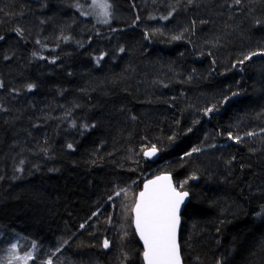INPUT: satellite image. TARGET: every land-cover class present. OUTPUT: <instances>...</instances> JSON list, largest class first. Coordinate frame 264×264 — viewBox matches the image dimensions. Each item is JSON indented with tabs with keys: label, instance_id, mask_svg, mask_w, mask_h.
<instances>
[{
	"label": "trees",
	"instance_id": "1",
	"mask_svg": "<svg viewBox=\"0 0 264 264\" xmlns=\"http://www.w3.org/2000/svg\"><path fill=\"white\" fill-rule=\"evenodd\" d=\"M108 1L102 25L90 0H0V264H144L160 173L189 193L184 264H264V0Z\"/></svg>",
	"mask_w": 264,
	"mask_h": 264
},
{
	"label": "snow or ice",
	"instance_id": "2",
	"mask_svg": "<svg viewBox=\"0 0 264 264\" xmlns=\"http://www.w3.org/2000/svg\"><path fill=\"white\" fill-rule=\"evenodd\" d=\"M236 2L239 3V0H236ZM93 7L99 9L98 15L103 17V23H108L111 16V4L108 0H93ZM16 31L21 32L20 29ZM2 38L0 37V39ZM176 38L178 39L179 37ZM254 55H257V53H252L245 59H250ZM240 63H243V61H240ZM34 87L35 85H28L29 90ZM211 111L212 109L206 110V112ZM229 135L230 138L239 140V137H231V134ZM68 147L71 148L72 145H68ZM155 151L156 149L153 146L150 152H145V155H154ZM192 151L198 152L200 149L194 148ZM186 155H191V153ZM184 183H187V181ZM182 187L183 184H181ZM121 191L125 190L122 189ZM119 194L118 192L117 195ZM187 196L188 193L178 190L172 184L171 178L166 175L158 176L155 180L148 181L144 185V190L139 192L133 207L135 213L134 223L135 230L143 240V259L146 264H182L180 246L177 241V228L180 223V206ZM108 243L105 240L104 247H108ZM31 247L33 250L36 249L37 245L34 241L31 243ZM8 252V264H13V261H18L20 264H28L29 260L33 258V253L27 250H25L23 255H20L17 244H12ZM47 264H52L51 259L48 260Z\"/></svg>",
	"mask_w": 264,
	"mask_h": 264
},
{
	"label": "water",
	"instance_id": "3",
	"mask_svg": "<svg viewBox=\"0 0 264 264\" xmlns=\"http://www.w3.org/2000/svg\"><path fill=\"white\" fill-rule=\"evenodd\" d=\"M155 149H156V151H155V154H154V155H146L147 158H148L149 160H151V161H156V160L159 158V156H160V152H159V150H158L157 148H155ZM151 150H152V148H151V149H148L146 152H150ZM165 175H166V176H169V177L171 178V182H172V184L176 187L175 182H174L173 177H172L171 174H169V173H160V174H158V175H155V176H153V177L147 179V180L144 182L141 191L144 190V185H145L146 183H148V181L155 180L156 177H158V176H165ZM176 188H177V187H176ZM178 190H179V189H178ZM141 191H140V192H141ZM180 191H181V190H180ZM184 191H186V190H184ZM186 192L188 193V191H186ZM189 198H190V197H189V193H188V196L185 197L183 203H182L181 206H180V210H179L180 223H179V226H178V228H177V241H178V243H179V246H180V232H181V228H182V217H181V216H182V213H183V211H184L186 205H187L188 202H189ZM134 218H135V213H134V211H133V224H134V229H135ZM135 231H136V230H135ZM136 234H137V236H138V238H139V240H140V242H141V244H142V247H143V249H144L143 240L140 238L139 233H138L137 231H136ZM180 257H181V262H182V264H184L183 259H182V255H181V248H180ZM143 260H144V259H143ZM144 264H146L145 261H144Z\"/></svg>",
	"mask_w": 264,
	"mask_h": 264
},
{
	"label": "rangeland",
	"instance_id": "4",
	"mask_svg": "<svg viewBox=\"0 0 264 264\" xmlns=\"http://www.w3.org/2000/svg\"><path fill=\"white\" fill-rule=\"evenodd\" d=\"M109 2V1H108ZM110 3V2H109ZM78 11L84 16V17H91L93 18L97 23L102 25H108L111 23L112 19L111 16L109 18L108 23H103V17L98 15L99 9L93 7V0H90V3L86 5V7H80ZM111 12V9H110ZM87 13V14H85Z\"/></svg>",
	"mask_w": 264,
	"mask_h": 264
}]
</instances>
